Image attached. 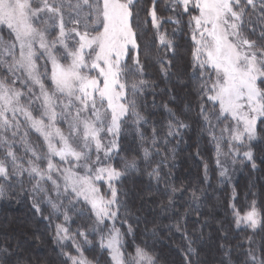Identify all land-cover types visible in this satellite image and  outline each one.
I'll return each mask as SVG.
<instances>
[{
	"label": "snow or ice",
	"instance_id": "1",
	"mask_svg": "<svg viewBox=\"0 0 264 264\" xmlns=\"http://www.w3.org/2000/svg\"><path fill=\"white\" fill-rule=\"evenodd\" d=\"M136 7L138 0H0V198L31 196L36 212L55 223L63 264H93L85 254L89 233L100 234L111 264H157L146 244L129 251L123 243L134 227L116 187L138 169L135 158L123 169L116 166L118 139L129 120L138 132L147 124L137 107L147 81L137 78L142 67L132 55L139 47L132 23ZM142 10L168 51L175 45L163 25L187 18L197 115L225 177L229 162L236 163L241 148L257 137L258 124L264 125V0H147ZM139 17L136 12L137 27ZM158 62L167 74L168 65ZM169 116L166 128L153 126L151 137L140 132V139L150 143L143 147V161L151 167L147 174L162 188L158 208L175 214L186 194L194 203L200 196L175 185L171 171H164L170 138L188 127L170 109ZM30 132L42 138V148L29 141ZM17 138L24 156L13 150ZM243 156L253 159L250 150ZM84 205L88 219H95L73 230L72 214L83 217ZM122 208L126 232L115 223ZM230 208L237 229L264 230L255 200L243 212L235 204ZM248 243L237 264H264V245L258 258L251 237ZM18 249L7 241L0 245V264H25ZM223 255L221 264H233L230 249Z\"/></svg>",
	"mask_w": 264,
	"mask_h": 264
},
{
	"label": "trees",
	"instance_id": "2",
	"mask_svg": "<svg viewBox=\"0 0 264 264\" xmlns=\"http://www.w3.org/2000/svg\"><path fill=\"white\" fill-rule=\"evenodd\" d=\"M146 6L147 0H140L132 22L141 41L138 58L142 71L137 73V78L147 81L145 91L137 98V107L147 124L139 125L138 132V126L129 120L119 137L120 151L115 157V164L121 169L125 161L135 158L138 162V169L127 172L117 184L119 198L126 204L130 213L128 222L134 227V234L126 235L123 243L129 251L137 244H146L155 254L157 264H189V259L191 264H221L223 253L228 249L231 250L233 264H237L250 247L248 238L251 237L255 242L252 246L256 248L259 258L262 255L261 245H264V230L258 229L255 233L247 229L237 230L230 204H235L243 212L255 200L259 211L264 213V130L260 132L261 140L256 144V149L254 148V162L257 164L255 168L249 163L243 164L242 172L232 185L221 182L215 147L207 134L202 132L197 115L199 101L194 82L191 80V41L186 27L187 18L176 27L168 24L172 28V36H176L175 48L179 51L171 58L168 50L156 41V30L151 27L142 10ZM136 12L140 14L139 27L136 26ZM166 58L171 60L168 64L170 70L174 61V70L189 80L191 88L185 94L187 99L184 101V109L181 104L165 108L167 102L163 100L167 101V97L174 98L165 87V83H172L174 73L169 74L168 80L158 62L161 59L165 61ZM129 64L132 68L136 67L132 61H129ZM169 109L188 127L180 129V136L170 138L171 143L167 145L169 168L164 171H171L170 179L175 185L196 189L200 196L194 203L186 194L179 202L175 214L161 213L158 208L159 201L163 199L162 188H158L156 182L147 174L151 167L143 161V147H150V143L140 139V132L151 137L153 126L157 129L166 128L170 119ZM30 139L36 144L32 136ZM2 154L3 150L0 149V155ZM164 154L162 149L161 155ZM159 159L160 157H155V160ZM41 207L46 209V205L42 204ZM82 211L83 217L72 214V220L75 221L71 225L73 230L77 225L88 226L93 222V217L88 219L89 208L84 205ZM124 212L125 209L122 208L121 219L116 221V226L122 232L127 231V224L121 222ZM44 215H47V210ZM54 226V222L50 225L49 221L36 212L30 195L20 193L0 198V245L6 241L13 247L19 245L18 255L25 264H63L61 247L53 235ZM33 233L35 236L27 246L17 242L24 236L25 240ZM89 239L92 243L85 246V254L93 260V264H111L107 251L100 248L98 234L89 233ZM222 244L224 248H221ZM189 246L193 249L191 253L188 252Z\"/></svg>",
	"mask_w": 264,
	"mask_h": 264
},
{
	"label": "rangeland",
	"instance_id": "3",
	"mask_svg": "<svg viewBox=\"0 0 264 264\" xmlns=\"http://www.w3.org/2000/svg\"><path fill=\"white\" fill-rule=\"evenodd\" d=\"M138 3H140V0H138ZM137 8V7H136ZM134 15H135V12H134ZM164 15L165 16H167V15H170V13H168V12H165L164 13ZM135 17V16H134ZM133 19V18H132ZM133 23V22H132ZM168 24H170V23H165L164 25H163V28H162V31H164L165 32V34H166V37L168 38V39H171L172 41H173V44L175 45V43L177 42V40L175 39V35L174 36H172V28L168 25ZM170 25H173V24H170ZM175 27L177 26V25H174ZM133 27H134V25H133ZM178 29V28H177ZM178 32V31H177ZM178 33H180V31L178 32ZM174 34H175V32H174ZM158 39V38H157ZM156 39V41L158 42V44H160L159 43V40H157ZM181 40V39H180ZM137 43H138V45L140 46V43H141V41H140V35L139 34H137ZM179 43H180V41H179ZM139 48V47H138ZM179 51L175 48L173 51H168V54L170 55V57L171 58H173L175 55H177V53H178ZM172 54V55H171ZM132 55L134 56V57H136L137 55H138V49H136V50H133L132 51ZM173 60V59H172ZM165 61H166V64L168 65L169 63H171V60H169V58H166L165 59ZM174 65V66H173ZM176 67V64H175V62L173 61V64H172V70H170V68L168 67V70H167V74H166V76L168 77V80H169V74L170 73H174L173 74V79H172V83L169 85V84H166L165 83V87H167V90H169V93H171L173 96H174V98L172 99L171 97H167V101H164L163 100V102H167V104H166V109H168V108H172V107H177L179 104H181V106H182V108L184 109V101L187 99L186 97H185V94L187 93V91H190L189 90V88H191V87H189L190 85L188 84V81L189 80H186L185 79V77H183V76H180L179 75V73L178 72H176L175 70H174V68ZM161 69V68H160ZM162 71V70H161ZM163 72V71H162ZM165 74V73H164ZM159 75H160V72H159ZM168 82V81H167ZM162 83L164 84V81H162ZM172 103H174V104H172ZM187 110H188V108H187ZM264 130V125H259L258 124V126H257V137L255 138V139H253V140H251V141H248V142H246V144L241 148V152H240V155L239 156H237L236 157V163L235 164H232L231 162H229V164H228V173H227V175L225 176V177H221L220 175H219V177H220V180H221V182H223V183H229L230 185H232L233 184V182H235V180L237 179V177L239 176V174H240V172H242V166H243V164H246V163H249L250 165H253V163H255L256 164V162H254L255 160H254V148H255V146H256V144H258L259 142H260V140H261V138H260V135H261V131H263ZM30 136H32V138H33V140L36 142V144L30 139ZM37 140H38V142H39V144H37ZM119 140V139H118ZM29 141L33 144V146L34 147H37L38 149H40V148H42L43 147V144H42V138H40L39 136H38V134H36V133H33V132H30L29 133ZM15 146H21V148L19 149L18 147H15ZM254 146V147H253ZM256 149V148H255ZM13 150L14 151H16L17 152V154L18 155H21V156H24L25 155V152H24V145L23 144H21V143H19L18 142V138H17V142L14 144V147H13ZM247 150H250L251 152H252V154H253V159H252V161H249V160H247L244 156H243V151H247ZM202 160H203V162H205L204 161V158H202ZM257 165V164H256ZM217 167H218V165H217ZM218 170H219V173H220V171H221V168L220 167H218ZM257 181H258V183H259V179H257ZM117 184H118V181L116 182V187H117ZM103 191L106 193L107 192V187L105 186V188L103 189ZM232 202V201H231ZM87 208H89V206H87V205H85ZM258 209V208H257ZM258 211H259V209H258ZM94 216H93V221H94ZM111 223L112 222H108V224H109V226H111ZM116 223V222H115ZM236 228V227H235ZM237 229V228H236ZM241 229H243V230H246L247 228H244L243 226L240 228V229H237V230H241ZM259 229V228H258ZM257 229V230H258ZM247 230H251V229H247ZM252 231V230H251ZM95 234H98V236H99V239H100V234L99 233H95ZM106 234V233H105ZM34 236H35V234L33 233V234H31V236H28V238H26L25 240H24V237L23 238H21V240H19V241H17V242H19V244L22 242L23 243V245H25V246H27V244H29V242L31 241V238H34ZM17 240H18V238H16ZM19 249H20V247H19Z\"/></svg>",
	"mask_w": 264,
	"mask_h": 264
}]
</instances>
